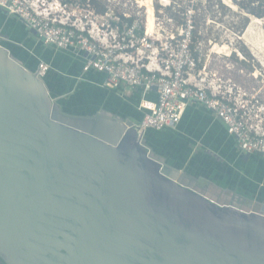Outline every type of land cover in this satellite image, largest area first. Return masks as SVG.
I'll return each instance as SVG.
<instances>
[{"label":"water","instance_id":"1","mask_svg":"<svg viewBox=\"0 0 264 264\" xmlns=\"http://www.w3.org/2000/svg\"><path fill=\"white\" fill-rule=\"evenodd\" d=\"M0 170L33 184L0 264H264V202L191 178L122 118L65 112L1 43Z\"/></svg>","mask_w":264,"mask_h":264},{"label":"built area","instance_id":"2","mask_svg":"<svg viewBox=\"0 0 264 264\" xmlns=\"http://www.w3.org/2000/svg\"><path fill=\"white\" fill-rule=\"evenodd\" d=\"M69 5L68 0H0V8L21 19L45 44L84 52L83 71L105 73L107 87L143 90L144 116L134 124L140 141L149 130L177 127L186 109L197 103L225 124L242 152L264 155V106L232 78H210L195 41L193 6L177 30L162 28L156 17L155 31L149 34L147 16L145 22L133 17L130 23L127 13L112 14L109 7L100 13L89 3L91 9L79 16ZM48 70L40 61L35 72L44 78Z\"/></svg>","mask_w":264,"mask_h":264},{"label":"crops","instance_id":"3","mask_svg":"<svg viewBox=\"0 0 264 264\" xmlns=\"http://www.w3.org/2000/svg\"><path fill=\"white\" fill-rule=\"evenodd\" d=\"M0 43L33 71L40 61L49 65L44 81L65 112L76 116L105 113L132 124L143 119L141 88L107 87L105 73L83 71L84 52L45 44L21 19L2 8ZM144 140L191 178L232 188L245 200L264 202V155L242 152L225 124L203 105L191 104L177 127L149 130Z\"/></svg>","mask_w":264,"mask_h":264},{"label":"rangeland","instance_id":"4","mask_svg":"<svg viewBox=\"0 0 264 264\" xmlns=\"http://www.w3.org/2000/svg\"><path fill=\"white\" fill-rule=\"evenodd\" d=\"M68 1L69 8L79 16L87 13L86 8L91 9L87 0ZM232 1L236 10L223 0H194L193 4L191 0H91L97 8L109 7L112 14L127 13L144 22L147 16L146 24L150 27L156 14L158 23L167 31L177 30L184 22L186 9L193 6L195 41L201 45L203 65L210 78H232L257 95L264 106V16L250 14L237 4L239 1ZM170 2V6H163ZM166 16L173 21L169 22ZM253 17L261 21H254Z\"/></svg>","mask_w":264,"mask_h":264},{"label":"flooded vegetation","instance_id":"5","mask_svg":"<svg viewBox=\"0 0 264 264\" xmlns=\"http://www.w3.org/2000/svg\"><path fill=\"white\" fill-rule=\"evenodd\" d=\"M12 171L0 170V206H2L0 210H3L2 212L0 211L2 213L0 224L5 222H12L14 224L16 222L15 217L20 212H25L29 216H32V211L27 209L31 206V202L30 200H24L25 195H29V198L33 197V184L31 181H28V177L15 178L13 175L11 176L10 173ZM3 232L5 231H1L0 229V236L1 234L5 235L6 232Z\"/></svg>","mask_w":264,"mask_h":264},{"label":"trees","instance_id":"6","mask_svg":"<svg viewBox=\"0 0 264 264\" xmlns=\"http://www.w3.org/2000/svg\"><path fill=\"white\" fill-rule=\"evenodd\" d=\"M89 1V4L96 8L97 11H99L100 13H104L107 10L106 6H103L101 9L97 8L95 5H92L91 0H87ZM239 1V2H237ZM244 0H236L235 2H237V4L245 11H247L250 14L256 15L258 17H263L264 16V0H247L248 2H241ZM257 2V7H255V3ZM135 18H129L127 19L130 23L134 20Z\"/></svg>","mask_w":264,"mask_h":264},{"label":"bare ground","instance_id":"7","mask_svg":"<svg viewBox=\"0 0 264 264\" xmlns=\"http://www.w3.org/2000/svg\"><path fill=\"white\" fill-rule=\"evenodd\" d=\"M223 2L225 3V4H227L228 6H230L231 8H233V9H235L236 10V6H235V4L233 3V1L232 0H223ZM240 12V11H239ZM254 18V17H253ZM254 21H257V22H259V21H261L259 18H254ZM155 27H156V17H155V15H153V26H147V29H148V33L149 34H151V33H153L154 31H155ZM224 48H226V47H224Z\"/></svg>","mask_w":264,"mask_h":264}]
</instances>
